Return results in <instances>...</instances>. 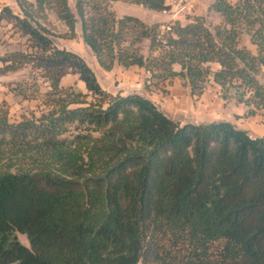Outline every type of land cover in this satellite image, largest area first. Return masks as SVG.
<instances>
[{
  "label": "trees",
  "instance_id": "obj_1",
  "mask_svg": "<svg viewBox=\"0 0 264 264\" xmlns=\"http://www.w3.org/2000/svg\"><path fill=\"white\" fill-rule=\"evenodd\" d=\"M15 1L0 22L31 50L0 55V75L30 64L48 90L18 85L24 99L43 97L31 119L11 122L0 106V264H264V137L228 120L180 123L142 94L102 89L47 28L51 12L70 38L79 24L102 69L142 67L146 87L179 77L195 95L212 82L254 116L264 111V0H213V26L201 16L148 24L110 4L161 11L164 0ZM68 73L87 91L63 87Z\"/></svg>",
  "mask_w": 264,
  "mask_h": 264
},
{
  "label": "rangeland",
  "instance_id": "obj_2",
  "mask_svg": "<svg viewBox=\"0 0 264 264\" xmlns=\"http://www.w3.org/2000/svg\"><path fill=\"white\" fill-rule=\"evenodd\" d=\"M212 1L191 0V7L176 17L169 13L152 11L131 1H115L110 4L118 16L123 14L135 15L148 24L154 22L165 24L175 18L185 23L193 16H201L206 23L213 26L220 22V17L216 12L209 9ZM68 2L73 6V0H68ZM12 10L15 13L18 12V8L14 7ZM47 28L54 45L78 54L92 69L100 87L112 94L118 92L121 95L142 94L153 101L165 115L180 123L230 120L235 122L236 126L246 128L250 136H264V111H260L254 116H244L246 108L233 100H223L218 92V87L212 82L207 84L206 89L200 95L191 94L189 87L179 77H174L164 87H157L152 84L146 87L145 84H149V81L146 80L148 73L142 67L130 66L124 69L115 65L108 71L102 69L91 50L84 44L79 24H76L74 37L70 38L67 35L65 25L50 12ZM27 44L26 36L22 35L18 29L12 28L11 24L0 22V55L13 50L28 52L31 49ZM241 44L251 47L245 36L242 37ZM142 46L143 51L147 52V41H144ZM35 79H38L39 90L42 93L46 92L48 90L47 84L41 82L37 71L32 69L30 64L0 75V106L7 109L8 119L11 122L31 119L34 115L38 116L40 110L44 109L41 95L24 99L18 94L19 84L25 86V83ZM61 85L63 87L74 85L83 92L87 91L85 84L73 73L66 74L61 80ZM118 88H122L126 94H122ZM16 236L23 245L28 246V240L24 234L16 233Z\"/></svg>",
  "mask_w": 264,
  "mask_h": 264
},
{
  "label": "built area",
  "instance_id": "obj_3",
  "mask_svg": "<svg viewBox=\"0 0 264 264\" xmlns=\"http://www.w3.org/2000/svg\"><path fill=\"white\" fill-rule=\"evenodd\" d=\"M191 0H164L165 8L161 10L162 13H169L173 17H176L189 9L191 7L190 5ZM2 7H0L1 9ZM176 20H170L171 22Z\"/></svg>",
  "mask_w": 264,
  "mask_h": 264
},
{
  "label": "crops",
  "instance_id": "obj_4",
  "mask_svg": "<svg viewBox=\"0 0 264 264\" xmlns=\"http://www.w3.org/2000/svg\"><path fill=\"white\" fill-rule=\"evenodd\" d=\"M31 1H32V0H31ZM2 6H8V7H10L11 9H13L14 7H15V8H18L15 0H0V7H2ZM152 11H153V10H152ZM155 12H157V11H155ZM136 67H137V66H136ZM118 90H121V93H122V94H126L125 91L122 90V88H118ZM229 121H230V120H229ZM230 122L233 123L234 125H236L235 122H233V121H230ZM237 127L246 130V128H244V127H241V126H238V125H237ZM246 131H247V130H246ZM255 136H258V135H255ZM261 137H264V136H261Z\"/></svg>",
  "mask_w": 264,
  "mask_h": 264
}]
</instances>
